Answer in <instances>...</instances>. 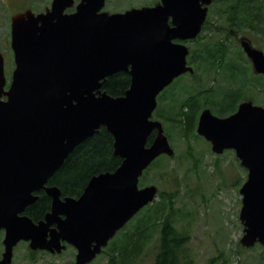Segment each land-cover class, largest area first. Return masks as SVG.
<instances>
[{
	"label": "water",
	"instance_id": "water-1",
	"mask_svg": "<svg viewBox=\"0 0 264 264\" xmlns=\"http://www.w3.org/2000/svg\"><path fill=\"white\" fill-rule=\"evenodd\" d=\"M194 1L163 0L154 8L111 13L103 10L106 0H52L45 11L12 16L16 68L8 89L0 51V264H12L21 241L33 251L58 254L69 244L77 249L76 264H90L157 198L158 186L141 187L140 178L159 156L175 154L163 122L153 115L159 94L194 71L187 66L188 47L173 42L201 31L204 17ZM243 45L256 71L264 73L263 51L248 41ZM120 71L130 74L131 85L113 96L103 86ZM103 126L114 137L121 165L92 176L80 196L62 199L48 180ZM197 133L216 154L234 150L247 169L240 188L241 243L264 246V106L246 101L226 117L205 109ZM42 189L52 198V210L34 221L25 211Z\"/></svg>",
	"mask_w": 264,
	"mask_h": 264
},
{
	"label": "rangeland",
	"instance_id": "rangeland-1",
	"mask_svg": "<svg viewBox=\"0 0 264 264\" xmlns=\"http://www.w3.org/2000/svg\"><path fill=\"white\" fill-rule=\"evenodd\" d=\"M130 2L132 0H110L104 9L126 7ZM50 3L51 0H0V51L5 56L6 66L10 67L14 60L10 44L12 16L27 8L36 13L44 11ZM247 35L252 37L258 46L264 47L263 36L248 31ZM209 75L213 77L212 72ZM218 78L221 84L228 85L226 72H221ZM213 83L206 81L205 86ZM224 86L222 94L228 96ZM251 86L254 90L255 85ZM193 88L194 82L187 74L177 77L159 94L158 107L153 117L159 119L157 117L159 113L172 115L174 113L170 103L172 95L175 98L176 94L180 100L187 97ZM166 97L169 99L165 100ZM259 100L261 101L260 97ZM216 114L222 115L218 111ZM162 122L175 154L159 156L144 171L140 185L143 187L155 184L159 191L174 193L175 205L179 208L176 213V225L181 229L186 228L190 233L189 247L193 264H264V246L256 244L252 248H247L241 243L244 225L240 220L242 207L240 188L248 172L241 165L235 151L229 149L222 154H216L212 151L211 143L197 133V127L195 134L184 137L180 128L171 124L168 127L167 122ZM159 199L157 196L154 202ZM138 214L126 224V231L137 220ZM121 237L122 235L119 239ZM3 239L4 232L0 231V256L4 252ZM156 250L154 241L132 264H152ZM32 251L27 241L19 242L14 249L13 264H76L77 249L71 245L59 254L45 250H37L33 254ZM90 264L111 263L108 255L101 253Z\"/></svg>",
	"mask_w": 264,
	"mask_h": 264
},
{
	"label": "trees",
	"instance_id": "trees-1",
	"mask_svg": "<svg viewBox=\"0 0 264 264\" xmlns=\"http://www.w3.org/2000/svg\"><path fill=\"white\" fill-rule=\"evenodd\" d=\"M231 1L221 0L225 4L224 10H221V16L225 19L222 29L227 30L229 26L245 27L249 25L258 32L262 30L264 7L261 4L264 3V0H239L249 3L251 7L246 15L236 16L235 22H232L230 14ZM255 5L259 7L255 8ZM228 51V46L220 39V45L210 52L211 59L205 56V60L210 61V68L217 71L227 67ZM130 85V74L119 72L108 77L103 88L113 96H121L125 94ZM203 92L205 91L194 87L183 99L179 100L176 94L175 98L172 95L170 103L174 113L169 116L159 113L157 117L161 121L167 122L168 127L171 124L180 128L184 137H191L196 133L199 113L203 107L198 104V96ZM167 99L169 98L166 97L165 100ZM211 108L214 112L218 111L222 115L229 114L228 98L216 100ZM154 135L155 133L150 136L148 144L152 142ZM121 163L122 158L114 154V137L103 126L92 137L75 148L65 160L64 166L51 178L50 183L57 185L64 195L78 197L92 176L105 171H114ZM158 196L159 200L148 204L140 211L136 216L137 220L128 231L125 230L126 225L103 250L102 253L108 255L111 264L136 262L154 241L157 250L152 264H193L189 247L190 233L186 228L181 229L176 225V213L179 210L175 205L176 196L166 190H160ZM49 200L50 198L42 192L40 199L26 210V214L34 221L40 220L49 207ZM121 235L122 237L119 239ZM32 253L36 252L32 251Z\"/></svg>",
	"mask_w": 264,
	"mask_h": 264
},
{
	"label": "flooded vegetation",
	"instance_id": "flooded-vegetation-1",
	"mask_svg": "<svg viewBox=\"0 0 264 264\" xmlns=\"http://www.w3.org/2000/svg\"><path fill=\"white\" fill-rule=\"evenodd\" d=\"M183 1H186V0H183ZM79 2L80 0H75V5L78 4ZM107 2H110V0H106V4ZM162 3H163V0H139L137 2L136 0H132V2L128 3V6L126 7L117 6V8H114L112 10H106V9H103V10L110 11L111 13H117V12H125L134 7L135 8H141V7L154 8L158 5H162ZM51 4H52V0L50 3V6ZM187 4H185V6H187ZM192 4H194L195 8L198 10L199 17H204V21L202 23V29L197 34L196 37L175 38L173 39V42L177 44H183L188 47L189 54L187 56V61H188L187 66L192 67L194 71L193 72L187 71L184 74H187V76H189L190 79L193 80L195 88L205 91L198 96V104L203 106L200 110L199 117L205 109H211V111L215 115H218L220 117L229 116L237 112L240 104L246 101H253V103L256 105L264 106V100H263L264 99L263 98L264 88H262L264 87V83H261L262 81H264V73L256 71V68L254 66V61L249 56L248 52L245 50L244 45H243V42L248 41L253 48L259 49L263 51L264 53V47L258 46L255 40L249 35H247V31H248L251 34L261 35L264 37V23L261 26L262 30L259 32L249 27V25L245 27H238V26L230 27L229 26V28L225 30V28L222 29V26H223L222 23H225V19L221 16V10H224L225 4L222 3L221 0H197V2L194 1V3ZM261 6L264 7V3L261 4ZM229 7L231 8L230 14L232 17V22H235V17L236 16L242 17V15H246L251 5L247 2H240L239 0H232ZM257 7L259 6L255 5V8ZM74 10H75V6L73 8L68 9L67 12H72ZM240 10H243V12H240ZM203 13H205V15H203ZM168 24L171 27H174L177 25V23H175L174 21V15L170 14L168 16ZM220 39L223 43H225V45L228 46V49H229L227 53L228 66L215 71L213 68H210V61L205 60V56L208 59H211L210 52L211 50L217 48L220 45ZM10 44L12 46V18H11V24H10ZM11 51L14 56L13 48L11 49ZM13 58L14 60L10 67L6 66V60H5V74L7 78V84H6L7 89L11 85L12 78H13V72H14V69L16 68L15 57ZM219 71L220 73L218 74ZM120 72H125V71H120ZM211 72L213 74V77L209 75ZM221 72L222 73L226 72L228 75V85L226 86L221 84V82L219 81L218 76L221 74ZM206 81L207 82L212 81L214 83L212 85L205 86ZM251 85H255L254 90L252 89ZM223 86L224 88L226 87V90H227L226 93H228V96H223L222 94ZM219 97L228 98L229 106H230L229 114L219 115V114H216V112L212 110L211 106L215 104V101L218 100ZM259 97L261 98L262 102L259 100ZM199 117H198V120H199ZM62 166H64V164ZM58 171L59 169L52 175V177ZM51 178L48 180L47 186H57V185L50 183ZM42 192H44L45 195L48 198H50L49 207L44 212V215L41 218V219H44L47 213L51 212L52 210V198L46 193L44 189H42V190L35 192L36 195H39V198L37 199V201L40 199ZM68 196L69 195H64L62 193V199H65V197H68ZM36 202L31 205H35ZM30 206H28L27 209ZM25 214H26V211H25ZM4 235H5V232H4ZM3 247H4V244H3ZM1 257L2 255L0 256V258ZM12 264H13V261H12Z\"/></svg>",
	"mask_w": 264,
	"mask_h": 264
}]
</instances>
